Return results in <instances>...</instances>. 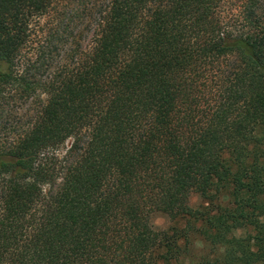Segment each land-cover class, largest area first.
<instances>
[{
  "label": "trees",
  "instance_id": "1",
  "mask_svg": "<svg viewBox=\"0 0 264 264\" xmlns=\"http://www.w3.org/2000/svg\"><path fill=\"white\" fill-rule=\"evenodd\" d=\"M53 1L0 0V104L45 96L0 148V264H264V0H89L42 80L23 48Z\"/></svg>",
  "mask_w": 264,
  "mask_h": 264
},
{
  "label": "rangeland",
  "instance_id": "2",
  "mask_svg": "<svg viewBox=\"0 0 264 264\" xmlns=\"http://www.w3.org/2000/svg\"><path fill=\"white\" fill-rule=\"evenodd\" d=\"M88 4L89 0H54L53 5L45 14L31 22L29 37L23 48V58L31 74L46 80L60 70L61 62L66 59L64 47L68 46L62 42L65 36L81 37L84 45L90 42L92 30H89L86 10ZM44 98V95L35 98L21 97L18 91L6 90L0 104L1 149L10 146L23 133L39 109L40 101ZM208 106L209 104L205 102L201 110H207ZM71 145L72 140H67L56 150L58 156L50 158V168L61 171L65 165L64 155ZM201 203L198 195L190 196L189 204L192 207L196 208ZM151 222L157 230H165L169 234L172 233V228L183 229L185 226V221L177 222L176 218L169 216L166 212L154 213ZM188 236L190 251L192 246L191 255L207 251V248L202 246L200 235L197 232L191 230ZM183 247L187 248V245Z\"/></svg>",
  "mask_w": 264,
  "mask_h": 264
}]
</instances>
